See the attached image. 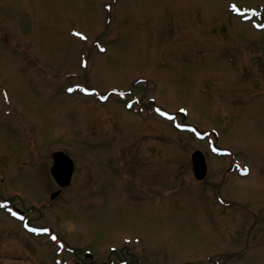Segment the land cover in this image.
Here are the masks:
<instances>
[{"label":"rangeland","instance_id":"obj_1","mask_svg":"<svg viewBox=\"0 0 264 264\" xmlns=\"http://www.w3.org/2000/svg\"><path fill=\"white\" fill-rule=\"evenodd\" d=\"M48 226L70 264H264V0H0V264H55Z\"/></svg>","mask_w":264,"mask_h":264},{"label":"water","instance_id":"obj_2","mask_svg":"<svg viewBox=\"0 0 264 264\" xmlns=\"http://www.w3.org/2000/svg\"><path fill=\"white\" fill-rule=\"evenodd\" d=\"M55 164L52 167V174L56 180L65 186L70 183L73 174V161L63 152H56L54 154ZM193 166L196 177L203 179L207 173V163L204 154L197 150L193 153ZM59 192H56L53 196H56Z\"/></svg>","mask_w":264,"mask_h":264},{"label":"snow or ice","instance_id":"obj_3","mask_svg":"<svg viewBox=\"0 0 264 264\" xmlns=\"http://www.w3.org/2000/svg\"><path fill=\"white\" fill-rule=\"evenodd\" d=\"M258 27H259V26H258ZM76 35H77V36H80L81 34H80V33H76ZM84 38L86 39V37H84ZM243 172H244V174H247L248 169L245 168V169L243 170ZM53 239H56V237H53Z\"/></svg>","mask_w":264,"mask_h":264},{"label":"flooded vegetation","instance_id":"obj_4","mask_svg":"<svg viewBox=\"0 0 264 264\" xmlns=\"http://www.w3.org/2000/svg\"><path fill=\"white\" fill-rule=\"evenodd\" d=\"M85 253H86V252H85ZM85 253H84V257L86 256V255H85ZM87 260H88V258H87V259H85V261H87ZM83 264H84V263H83Z\"/></svg>","mask_w":264,"mask_h":264}]
</instances>
